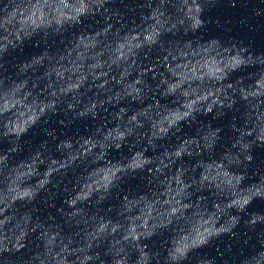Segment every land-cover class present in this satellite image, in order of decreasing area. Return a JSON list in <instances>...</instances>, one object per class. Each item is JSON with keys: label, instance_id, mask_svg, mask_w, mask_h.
Returning <instances> with one entry per match:
<instances>
[{"label": "clouds", "instance_id": "clouds-1", "mask_svg": "<svg viewBox=\"0 0 264 264\" xmlns=\"http://www.w3.org/2000/svg\"><path fill=\"white\" fill-rule=\"evenodd\" d=\"M253 33L264 0H0V264H264Z\"/></svg>", "mask_w": 264, "mask_h": 264}]
</instances>
